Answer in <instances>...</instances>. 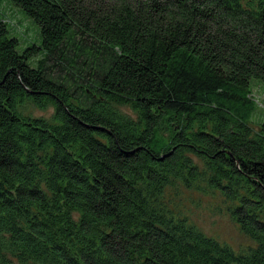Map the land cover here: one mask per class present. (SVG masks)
Here are the masks:
<instances>
[{
	"label": "trees",
	"instance_id": "obj_1",
	"mask_svg": "<svg viewBox=\"0 0 264 264\" xmlns=\"http://www.w3.org/2000/svg\"><path fill=\"white\" fill-rule=\"evenodd\" d=\"M7 1L41 45L0 20V264H264V0ZM181 189L252 245L205 236Z\"/></svg>",
	"mask_w": 264,
	"mask_h": 264
},
{
	"label": "rangeland",
	"instance_id": "obj_2",
	"mask_svg": "<svg viewBox=\"0 0 264 264\" xmlns=\"http://www.w3.org/2000/svg\"><path fill=\"white\" fill-rule=\"evenodd\" d=\"M0 20L7 24L9 36L17 39L19 53L33 46L40 47L41 38L38 25L20 8L7 0L0 3ZM40 59L39 52L30 60V66L35 67L36 62ZM249 89L255 103L250 122L264 124V83L258 79H251ZM121 110L133 116L127 107H123ZM27 112L33 117L50 119L54 110L52 107L43 110L30 107ZM174 205H176L177 211L186 216L188 221L200 232L221 245H227L237 253H242L252 245V242L240 232L237 225L229 218L218 198L197 191L182 190L178 192Z\"/></svg>",
	"mask_w": 264,
	"mask_h": 264
}]
</instances>
